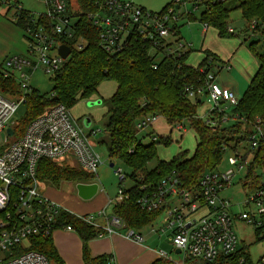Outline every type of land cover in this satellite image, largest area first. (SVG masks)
<instances>
[{"label":"built area","instance_id":"1","mask_svg":"<svg viewBox=\"0 0 264 264\" xmlns=\"http://www.w3.org/2000/svg\"><path fill=\"white\" fill-rule=\"evenodd\" d=\"M10 1L0 0L1 3ZM14 1V21L21 18L23 13L29 21L23 30L28 42L24 55L6 57L0 63L3 77L15 78L21 90L17 97L0 93V264H55L41 252L26 248L32 236H48L56 229L72 230L69 225L57 226L61 212H69L100 228L103 233L99 236L123 229L125 224L103 209L95 211L94 216L74 213L38 191L40 183L35 170L41 158L63 160L66 164L71 160L69 166L92 175H95L102 161L96 143L91 141L97 131H87L83 127L84 131L78 127L71 119L69 108L62 103L47 107L28 123L21 136H16L13 129L14 114L35 89L30 85L32 72L41 67L45 73L52 75L66 59L58 54V46L65 44L71 50L72 46L81 49L82 43L81 40L71 43L80 13L77 0H38L44 6V11L40 13L24 9L19 0ZM191 1L198 8V0ZM184 4L185 1L173 0L160 11H150L132 1L104 0L96 10L86 15L99 30V45L104 51L115 53L131 41L139 40L148 54L155 56V61H158L164 56H179L191 48V44L182 40L177 32L180 7ZM254 27L255 23L252 22L249 28L252 31ZM203 28H206L205 24ZM227 30L233 32L230 27ZM209 63L217 69L228 68L226 64L211 60ZM153 67L156 68V64ZM205 76L204 87L195 92L205 97L209 110L221 115V123H245L243 131L236 135L240 141L233 143L234 153L228 157L230 167L222 172L215 170L203 173L195 190H180L179 179L174 173L162 178L156 185L145 183L138 188L140 194L137 203L141 209H162L159 230L171 231L170 241L174 249H179L177 254H181L174 264H186L188 257L213 262L218 257L234 254L237 251V236L233 230L235 220H242L252 226L255 236L264 238V149L257 151L264 146V130L259 119L247 122L244 117L229 112L239 99L235 98L231 90L216 82L211 70L206 71ZM191 89L186 88V93L192 95ZM156 118L143 115L136 119L135 127L142 133L151 127ZM8 127L12 129L10 135L5 132ZM173 127L177 131L184 129L182 123ZM12 136L17 139L6 143V139ZM155 139L151 135V140ZM241 142L246 143L243 153L236 151ZM228 148L225 146V149ZM242 170L243 176L238 180L246 192L242 205L252 210L233 212L231 208L235 203L220 193L232 186L234 177ZM114 174L120 185L111 201L120 203L127 197L123 186L126 173L122 167H117ZM254 179V188L244 186V181L252 182ZM202 206L206 208L205 212L198 216L191 215ZM95 217L101 218V221ZM125 229L127 238L142 241L137 231ZM158 255L167 258L162 250ZM109 261L111 264L112 256ZM239 262L244 263V257L239 258ZM252 262L264 264V255Z\"/></svg>","mask_w":264,"mask_h":264},{"label":"trees","instance_id":"2","mask_svg":"<svg viewBox=\"0 0 264 264\" xmlns=\"http://www.w3.org/2000/svg\"><path fill=\"white\" fill-rule=\"evenodd\" d=\"M104 0H77L80 13L74 25V36L71 43L81 40V49L72 46L71 53L63 61L61 67L51 77V89L47 93H39L33 89L24 103V116L15 119L13 129L16 136H21L28 123L42 114L47 107L62 103L70 108L82 99L96 93L100 82L109 79L115 82L114 92L104 101L106 105V122L103 133L106 139L99 143L106 149L110 159H118L128 170L124 193L127 197L120 203H114L110 214L120 218L125 227L139 230L151 224L162 212L161 208L147 211L137 203L139 185L151 183L156 185L162 178L174 173L179 179L180 190H195L200 176L208 171H215L221 161L223 151L230 147L231 142L237 143L236 135L243 131L245 123H221V115L216 111L207 110L204 115L197 113L202 103L201 96L195 92L204 87L205 72L211 70L209 60L216 61V56L208 49L200 50L202 57L194 66L187 58L191 50L179 56H164L155 61L146 47L139 40H133L115 53L104 51L99 45V30L88 19L87 13L94 11ZM201 8L198 20L206 27L213 28L219 37H230L228 18L231 10L239 9L247 33L250 24L255 23L253 31L264 32V0H198ZM171 4L167 3L163 8ZM24 30L29 23L25 16L15 21ZM254 54L253 44L249 46ZM259 65L252 75L247 87L237 104L229 109L247 122L259 119L264 130V57L257 56ZM156 64V68L153 65ZM203 69V71H200ZM191 87L193 93H186ZM0 93L17 97L21 94L15 78L3 77L0 65ZM143 115L161 117L173 127L178 123L188 122L195 138L191 152L179 148L169 160H161L157 156V144L168 146L170 135L160 136L155 140L143 143L148 132L140 137L135 127L137 118ZM212 121H215L214 123ZM247 124V123H246ZM246 132V131H245ZM264 149L262 145L257 151ZM155 161L152 168L148 164ZM36 178L39 183L58 186L61 182L89 183L94 176L80 168L71 167L63 160L41 158L36 165ZM245 182L248 189L254 183ZM120 185V184H119ZM118 185V186H119ZM69 225L82 242L84 264H110V256L92 257L88 242L98 237L103 231L73 214L63 211L57 226ZM257 233V230H256ZM257 239L258 238L256 235ZM26 249H33L44 254L55 264L62 261L53 245L51 235L32 236L28 239ZM244 257V263L239 258ZM113 264V263H111ZM149 264H173L167 258L158 257ZM186 264H257L253 263L246 246L239 248L230 256L218 257L213 262H204L192 257Z\"/></svg>","mask_w":264,"mask_h":264},{"label":"rangeland","instance_id":"3","mask_svg":"<svg viewBox=\"0 0 264 264\" xmlns=\"http://www.w3.org/2000/svg\"><path fill=\"white\" fill-rule=\"evenodd\" d=\"M122 1H132L137 5L143 6L145 9L150 11H160L166 3L173 0H122ZM185 1L184 5H181L180 11L181 15L179 17V27H180V37L191 44V53L188 57V62L196 66L201 60L200 50L209 48V50L216 56V62L226 64L229 69L220 68L217 69L214 64L211 65V71L215 74L216 82L220 85H228L229 90H231L236 99H240L242 93L247 87L252 75L256 71L259 60L257 56L264 57V32L257 29V31H249L247 33L243 32L245 23L241 17V12L239 9L231 10L228 18V27H230L234 32L233 36L230 37H219L215 31L208 29L206 36H203L201 29L203 24L198 21L199 13L201 8L193 6L191 0ZM19 4L23 6L24 9L30 10L34 13H40L44 11V6L38 0H19ZM15 13V1L11 0L6 3L0 2V53H5V57H10L13 55H24L27 48V39L24 36L23 30H21L15 23L14 19ZM194 16L196 19L190 20L188 16ZM203 43V46H202ZM253 44L254 54L250 51L249 45ZM21 46L22 49H18ZM24 48V49H23ZM50 73H45L41 67H38L32 72L30 85L35 88L39 93H47L51 89ZM116 84L114 81L106 79L100 82L96 88V93L91 95L89 98L82 99L75 103L69 108L71 119L80 128H83V120L90 119L88 130L97 131L95 135H92L91 141L96 143V150L101 156L102 163L96 170L94 178L91 182H95L99 186V194H102L105 198H113L116 196L119 182L114 174L117 167H122L126 173L128 170L119 162L118 159H110L107 155L106 149L103 145L99 143L100 140L106 139V135L103 133L104 124L106 122V105L104 101L114 92ZM202 103L198 106V115H204L208 110V104L205 97L201 96ZM99 101V103H94L88 105L87 102ZM25 106L22 104L17 109L14 114L15 119H19L24 116ZM230 122H226L225 125H229ZM168 124L165 120L159 119L155 120L152 127L140 132V137L145 133L151 132L152 136L158 138L160 136L167 135L169 130ZM85 128V127H84ZM83 128V130H84ZM85 131V130H84ZM181 138L177 139L178 134L171 132L172 142L168 146H163L157 144V156L161 160H169L175 153H177L179 147L181 149H186L191 152L195 145L194 133L188 124L184 123V131H181ZM17 139L16 136L8 137L6 143H10ZM151 137L145 136L142 141L143 143L149 142ZM1 142V140H0ZM233 141L228 149H224L221 161L218 165L217 170L220 172L225 171L230 167L228 164V157L233 155L234 149ZM245 142L238 144L236 149L237 152L243 153ZM110 163H113L110 166ZM69 165L72 161L69 160ZM155 161H151L148 164V168H152ZM244 170L241 171L237 176L234 177L232 181V186L224 189L220 195L226 199H231L234 202L232 206L233 212H240L243 210L250 211L252 208L242 205L245 200L246 195L238 180L242 178ZM90 183V182H89ZM126 182L123 183V186ZM53 190L54 192H59L61 202L66 205L67 208L72 210V204L70 201L75 199L87 203L88 200H83L78 197L77 191L75 189V183L73 182H61L58 186H51L40 183L38 186V191L49 196V192ZM98 192L96 197H98ZM102 192V193H100ZM98 195V196H97ZM177 203V200H175ZM71 206V207H70ZM76 209V208H73ZM206 211L204 206L200 207L198 210L193 212L192 216H198L199 214ZM90 215L94 216L95 212H89ZM97 221H101V218L95 217ZM161 220H155L150 226H147L139 232L145 245L151 250H162L166 253V257L172 261H178L181 254H176L174 252V247L170 241V233L166 231H160ZM151 227L154 229L151 231ZM233 230L237 236V250L242 246H246L250 258L252 261L257 260L260 256L264 255V238L257 239L254 234V228L247 225L242 220H235L233 223ZM146 231H149L152 238L150 240L146 237ZM151 231V232H150Z\"/></svg>","mask_w":264,"mask_h":264},{"label":"crops","instance_id":"4","mask_svg":"<svg viewBox=\"0 0 264 264\" xmlns=\"http://www.w3.org/2000/svg\"><path fill=\"white\" fill-rule=\"evenodd\" d=\"M188 18L190 20L196 19V17L192 15L188 16ZM208 29H212L213 31H215L213 28H210V27H206L205 29L202 28L201 33L203 36H206ZM177 32L179 36H181L179 24L177 26ZM16 46L19 47L18 49H22L21 46L19 45H16ZM202 46H203V43H202ZM205 49L209 50V48H205ZM6 52L0 53V63L6 58L5 57ZM187 61H188V58H187ZM226 69H229V67ZM221 87L228 88V85H223ZM199 116H202V115H199ZM159 119H162V118L157 117L155 120L157 121ZM182 131H184V129ZM171 132H175L176 134H178L177 139L181 138L182 136L181 131H177L174 127H169L167 135H170V137H171ZM167 135H164V136H167ZM98 195H97L98 197H96L95 195L93 198L89 199L87 203L80 202L76 199L73 202L70 201V203L72 204V207L70 206L72 208L71 211L74 213L86 214L89 212H93V211L95 212L100 209H103L106 213L109 214L111 212V208L114 203L111 201V198H108V197L105 198L102 194H99V192H98ZM47 197L55 202L60 203L65 208H67L66 205H64L65 203L61 202L59 192H54L53 190H51V192H49V196ZM73 208H76V209H73ZM157 219L161 220V214L155 220ZM151 224H147L141 227L139 230L147 226H150ZM139 230L137 231L139 232ZM150 230L153 231V228L151 227ZM166 230L168 234L169 233L171 234L170 230L168 229ZM125 231L126 229L124 227L123 229H119L110 234L101 235V236L91 239L88 242V248H89L91 256L92 257L112 256L113 264H149L154 259L159 257L158 250L149 249L145 245L143 239L141 242H136L130 238H127L125 235ZM145 233H146L147 239L150 240L152 238V236H150L151 233H149V231H146ZM51 238H52L53 245L56 249V252L58 253L62 261V264H84L83 254H82V242L79 236L74 231L56 229L51 234Z\"/></svg>","mask_w":264,"mask_h":264},{"label":"water","instance_id":"5","mask_svg":"<svg viewBox=\"0 0 264 264\" xmlns=\"http://www.w3.org/2000/svg\"><path fill=\"white\" fill-rule=\"evenodd\" d=\"M57 52L60 55L62 59L67 58V56L71 53V48L65 44H60L57 48ZM94 103H99V101L95 102H87L88 105H92ZM89 122L90 119H84L83 120V126L85 128L89 127ZM7 134H12V129L11 127H8L5 131ZM3 136V134H1ZM113 163H110V166H112ZM75 189L77 191V195L79 198L83 200H89L93 198L97 192H98V184L95 182H90V183H76L75 184ZM174 252L177 254L179 253V249H175Z\"/></svg>","mask_w":264,"mask_h":264}]
</instances>
